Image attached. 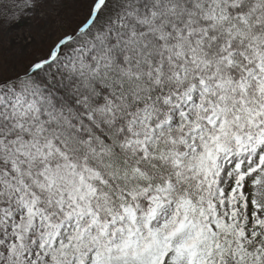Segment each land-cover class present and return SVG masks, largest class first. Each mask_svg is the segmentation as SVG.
<instances>
[{
  "label": "snow or ice",
  "instance_id": "obj_1",
  "mask_svg": "<svg viewBox=\"0 0 264 264\" xmlns=\"http://www.w3.org/2000/svg\"><path fill=\"white\" fill-rule=\"evenodd\" d=\"M0 264H264V0H0Z\"/></svg>",
  "mask_w": 264,
  "mask_h": 264
},
{
  "label": "rangeland",
  "instance_id": "obj_2",
  "mask_svg": "<svg viewBox=\"0 0 264 264\" xmlns=\"http://www.w3.org/2000/svg\"><path fill=\"white\" fill-rule=\"evenodd\" d=\"M26 30V29H25Z\"/></svg>",
  "mask_w": 264,
  "mask_h": 264
}]
</instances>
